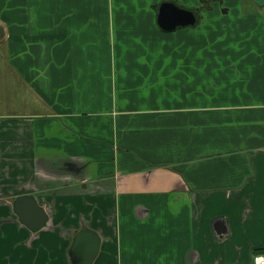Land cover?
Wrapping results in <instances>:
<instances>
[{
	"label": "crops",
	"instance_id": "1",
	"mask_svg": "<svg viewBox=\"0 0 264 264\" xmlns=\"http://www.w3.org/2000/svg\"><path fill=\"white\" fill-rule=\"evenodd\" d=\"M203 1L0 0V264H71L81 228L92 264L264 253V7Z\"/></svg>",
	"mask_w": 264,
	"mask_h": 264
},
{
	"label": "water",
	"instance_id": "2",
	"mask_svg": "<svg viewBox=\"0 0 264 264\" xmlns=\"http://www.w3.org/2000/svg\"><path fill=\"white\" fill-rule=\"evenodd\" d=\"M256 5L264 7V0H252ZM195 21L193 13L187 9L176 6L173 3L163 2L159 6L157 23L163 29H173L178 25L185 26ZM25 202L23 207L25 213H32L35 219L33 228H39L46 220L44 210L36 204V200L31 195L21 194L13 202V209L17 211L22 219L24 215L19 210L20 203ZM100 237L98 233L90 228L79 229L72 240L68 250L71 264H92L100 248Z\"/></svg>",
	"mask_w": 264,
	"mask_h": 264
},
{
	"label": "rangeland",
	"instance_id": "3",
	"mask_svg": "<svg viewBox=\"0 0 264 264\" xmlns=\"http://www.w3.org/2000/svg\"><path fill=\"white\" fill-rule=\"evenodd\" d=\"M212 0H204L203 1V5H205V2L208 4V3H210ZM236 2L237 3H239V5H238V7H241V8H243V9H250V8H252V7H257L254 3H252L251 2V0H236ZM216 3V7H217V9H219V11H220V13H222V8H220V5H219V2H215ZM205 6H207V5H205ZM230 6H233V4H231V3H228L227 4V7H230ZM223 8H225L224 6H223ZM203 12H205V9H203ZM210 18H207L206 19V23L209 25V30H211V31H213V29H214V27L216 26V24H214V23H210ZM203 29V28H202ZM173 47H175V46H173ZM161 47H154L153 48V55H158V54H160L159 53V49H160ZM175 50H176V52H178V53H180L181 52V48H179V47H175ZM203 52V51H202ZM202 72H205V70L204 69H202L201 70ZM122 250H124V247L122 248Z\"/></svg>",
	"mask_w": 264,
	"mask_h": 264
},
{
	"label": "built area",
	"instance_id": "4",
	"mask_svg": "<svg viewBox=\"0 0 264 264\" xmlns=\"http://www.w3.org/2000/svg\"><path fill=\"white\" fill-rule=\"evenodd\" d=\"M253 264H264V253L256 254L253 257Z\"/></svg>",
	"mask_w": 264,
	"mask_h": 264
}]
</instances>
